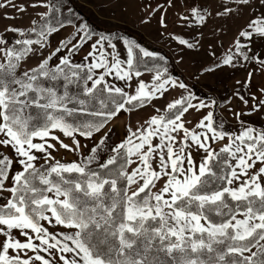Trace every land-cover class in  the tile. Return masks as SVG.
Instances as JSON below:
<instances>
[{
  "label": "snow or ice",
  "instance_id": "1",
  "mask_svg": "<svg viewBox=\"0 0 264 264\" xmlns=\"http://www.w3.org/2000/svg\"><path fill=\"white\" fill-rule=\"evenodd\" d=\"M6 6L15 4L0 3V9ZM31 7L46 11L37 13L30 28L9 26L0 34V149L13 152L9 157L0 151V264H264V128L241 119L264 109V98L253 94L249 113L234 112L240 130L229 132L216 122L217 101L197 98L156 63L164 59L158 53L124 39L122 56L111 37L101 35L83 61L74 62L92 39L88 25L64 16V0H39ZM253 7L264 9V0H224L214 15L230 18ZM212 15L193 4L178 19L203 25ZM159 23L167 28L163 15ZM69 25L74 35L48 56L34 47L44 49L52 34ZM9 32L16 35L11 44ZM174 39L188 49L198 44ZM255 40L264 41V12L239 31L222 65L235 67L239 57L264 73V58L252 53ZM30 55H39L40 63L22 70ZM53 58L57 63L50 66ZM108 77L137 78L136 86L129 91ZM176 88L184 92L163 110L155 108L154 100ZM259 92L264 97V88ZM234 95L249 105L245 95ZM145 106L154 107V114L111 144L110 123ZM201 110L206 114L188 128L184 116ZM78 137L93 146L82 152ZM226 138L219 151L209 143ZM193 148L203 152L199 161ZM61 149L78 159L62 162L52 155Z\"/></svg>",
  "mask_w": 264,
  "mask_h": 264
},
{
  "label": "rangeland",
  "instance_id": "2",
  "mask_svg": "<svg viewBox=\"0 0 264 264\" xmlns=\"http://www.w3.org/2000/svg\"><path fill=\"white\" fill-rule=\"evenodd\" d=\"M0 1V3H4V0ZM35 1L12 0L15 7L6 6L0 9V18L9 17L12 14V23L18 21L20 16H22L21 19L29 21L37 13L44 11L42 7L31 9L33 3L39 2V0ZM71 2L84 14L74 24L78 25L81 22L87 24L86 15L104 29H121L130 32L135 37L136 43L165 58V62L161 63L158 59L156 63L161 67L166 66L168 72L177 81L186 83L197 98L206 101L215 99L217 105L214 113L218 114L223 124L232 129L231 132L240 130V123L233 113L239 111L249 113L251 105L255 103L251 99L253 94L258 98H264L259 92V89L264 88V73L259 71L260 66L257 63L244 62L238 57L235 67L222 65V59L233 48L239 31L255 14L264 12V9L245 8L242 13L232 15L230 18H221L215 16L214 13L217 10H222L224 0H173L174 6L172 7L168 5L167 0H71ZM193 4L201 5L213 13L205 24H185L178 19L180 15L188 14V9ZM21 6L26 11H18ZM159 6H162L160 10L154 11ZM229 6L235 8V4ZM68 8L71 7L65 5L63 10ZM162 15L167 23L166 29L159 23ZM145 20H150V22H142ZM0 34H5V32ZM6 35L9 44L16 38V35L10 32ZM174 37L187 39L192 43L198 41L197 47L188 49L186 46L180 45ZM122 42L123 40L120 41L121 47L124 48ZM251 49L252 53H258L260 57L264 58V41H253ZM218 63L221 66L217 68L215 65ZM209 68H212L213 71H206ZM250 71L253 73L251 84L246 87L245 82ZM176 90L180 89L176 88ZM237 91L249 99V105L246 106L240 102L234 95ZM206 111H190L195 119L194 123H191L190 129L195 127ZM190 112L187 113V119H189ZM241 119L249 126L264 128V109L245 114ZM211 141L210 139L209 143ZM260 166L258 162L256 168L258 169ZM3 195L7 196L4 193ZM3 202L0 199V203ZM49 231L64 232L67 230L62 227H49ZM57 264H62V262L57 261Z\"/></svg>",
  "mask_w": 264,
  "mask_h": 264
},
{
  "label": "crops",
  "instance_id": "3",
  "mask_svg": "<svg viewBox=\"0 0 264 264\" xmlns=\"http://www.w3.org/2000/svg\"><path fill=\"white\" fill-rule=\"evenodd\" d=\"M36 1H38V0H36ZM10 8H12V6H10ZM31 9H33V7ZM44 11H46V9H44ZM9 17L10 18H6V17L0 18V33L5 32V29L9 26H18V27H21L23 29H28L29 27H31V21L33 19L39 18L37 15H35V17L33 19H30L29 21H27L26 19H21L22 16H20L18 18V21L12 23L11 22L12 21V14L9 15ZM70 35H74V28L71 26H67L64 29L60 30L58 33L52 34L49 37L48 45L44 49L41 50V49H39V46H35V45H34V47L38 51H42L44 56H48L52 51L55 50L56 47L59 46L60 40L65 39L66 37L70 38ZM98 37L99 36H97V35L92 36V39L86 45L83 46V48L79 51L78 54H76L73 57V61L77 62V63L82 62L83 57L90 50L91 43L95 42V40ZM121 40L122 39H118V40L112 41V42L117 44V49L119 50V52L123 56L125 50H124V48L121 47V43H120ZM64 54H66V53L61 52L59 55H64ZM40 59H41V57L39 55H30L27 58V60L22 63V70H28V69H31V68L37 66L40 63ZM55 63H57V60H56V58H53V60L50 62V66L54 65ZM142 78L147 82L150 77H149V74H146ZM136 79L137 78H134L133 81H131V82H125V81L117 80L114 77H108V80L111 83H113L115 86L124 87L126 90H129V91H131L136 86ZM129 85H130V87H129ZM183 92H184V90H182V89H180L179 91H177L176 89L170 90L165 94L164 97L157 99V100H154L152 102V104L155 106V108H160L161 110H163L165 105L169 101L173 100L174 98H177ZM153 114H154V107H152V106H145L142 109L133 110L130 114L126 113V112H122L118 116V118H115L109 125L112 128L110 143L115 145L117 142L123 140L125 138V136L127 135L128 126H131V128L133 130H135L137 127L144 124V122L147 119H149L150 116ZM183 119L186 122V126L188 128H191V123L192 122L194 123V120H195L192 113L190 112L189 119H187V114L184 116ZM189 123H190V125H187ZM105 130H107V129H105ZM55 134L60 136V138L65 143L71 144V140L69 138L63 137V135L59 132H56ZM180 136H182V133L178 135V140H179ZM79 139H80L81 144L85 145V147L82 149V152H87L93 146L94 142L92 140H88L85 138H79ZM155 142L156 141L154 140V143ZM227 142L228 141L226 138L224 141H211L210 144L213 148H215L217 151H219L220 147H222ZM53 143H55V142L53 141ZM57 148H59L58 144H57ZM0 151H3L9 157H11L13 154L11 148L0 149ZM52 155L55 156L57 159H60L62 162H71L72 160H76L79 157V154L74 155L73 153L68 152L66 150H63V149H61L59 151H53ZM202 155H203L202 151H197L195 148L192 149V156H193V159L195 161H199L200 158L202 157ZM133 159H135V157ZM41 163H42V161H41ZM135 167H136V164H133L130 166V168H135ZM162 183H163L162 181L157 183L156 187L153 189V191H156L157 189L162 187ZM133 188L135 189V186H133ZM4 194L8 195V193H4Z\"/></svg>",
  "mask_w": 264,
  "mask_h": 264
},
{
  "label": "trees",
  "instance_id": "4",
  "mask_svg": "<svg viewBox=\"0 0 264 264\" xmlns=\"http://www.w3.org/2000/svg\"><path fill=\"white\" fill-rule=\"evenodd\" d=\"M65 5H69L71 8H68L67 10H63V14L64 16H67L69 19L73 20V22L75 23L79 18L83 17V13L80 11V9L73 3L71 2V0H64ZM69 9H71V14L69 13ZM78 16H77V15ZM85 20L86 23L88 24L89 29L91 30V32L94 35L97 36H108L111 37L112 41H116L118 39H128L131 41H136L135 37L130 34V32L128 31H124V30H111V29H104L102 27H100L99 25L95 24L88 16L85 15ZM30 28V27H29ZM34 38V37H33ZM161 63L165 62V58L163 60H160ZM215 118H216V122L217 124H219L221 121L219 119V116L217 113H214ZM225 130L231 132L232 129L229 128V126H227L226 124H223Z\"/></svg>",
  "mask_w": 264,
  "mask_h": 264
}]
</instances>
